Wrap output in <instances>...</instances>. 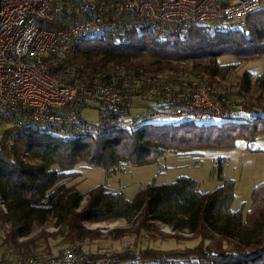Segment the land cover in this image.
<instances>
[{"label": "trees", "instance_id": "1", "mask_svg": "<svg viewBox=\"0 0 264 264\" xmlns=\"http://www.w3.org/2000/svg\"><path fill=\"white\" fill-rule=\"evenodd\" d=\"M97 2L106 7L108 0ZM99 16L100 28L83 37L70 55L55 59L54 75L85 87L113 84L133 100L156 101L157 107L149 108L154 112L178 106L161 99L159 90L164 86L176 94L195 82L205 83L216 103L233 109L221 124H197L191 119L151 124L128 110L115 113L98 107L102 120L93 125L81 118L80 107V121L71 129L31 122L17 126L9 122L16 123L21 114L7 116L0 145V249L12 251L18 261L59 254L76 245L80 261L75 264H264V182L254 187L245 215L232 209L235 192L230 179L211 192L199 191L197 181L189 177L171 183L153 181L133 199L103 184L83 195L70 183L83 164L112 175L157 164L168 154L231 148L237 137L254 142L264 132V73L237 76L236 92L227 91L220 80L230 81L239 65L264 56V7L242 21L215 25L155 26L122 13L115 17L108 7ZM79 18L74 0H55L43 26L65 30ZM222 58L229 62L218 64ZM152 90L157 92L154 98L148 97ZM50 219L54 231L45 227ZM119 219L130 221V226L104 235L87 227ZM36 226L41 228L38 233ZM143 233L153 241L195 244L140 249ZM126 236H134L135 247L110 257L83 254L79 247L86 241H119ZM56 241L62 247L57 253L50 247Z\"/></svg>", "mask_w": 264, "mask_h": 264}, {"label": "built area", "instance_id": "2", "mask_svg": "<svg viewBox=\"0 0 264 264\" xmlns=\"http://www.w3.org/2000/svg\"><path fill=\"white\" fill-rule=\"evenodd\" d=\"M54 1L1 0L0 145L9 115L21 114L19 121L9 122L17 126L31 122L71 129L80 121L77 109L89 104L115 113L131 111L133 97L113 84L85 87L53 74L55 59L70 55L83 37L100 28L99 11L104 8H110L115 17L122 13L155 26L177 27L194 22H238L263 7L262 0H108L106 7L97 0H74L80 18L65 30L51 31L44 28L43 22ZM217 63L221 64V59ZM171 91L164 86L159 93L164 102L177 103L176 115L188 114L199 119H227L230 115L228 107L213 100V91L205 83L195 82L176 94H170ZM156 95L155 90L148 93L151 98ZM166 116L170 113L139 114L140 119L151 121ZM79 251L71 245L59 254L19 260L17 264H75Z\"/></svg>", "mask_w": 264, "mask_h": 264}, {"label": "rangeland", "instance_id": "3", "mask_svg": "<svg viewBox=\"0 0 264 264\" xmlns=\"http://www.w3.org/2000/svg\"><path fill=\"white\" fill-rule=\"evenodd\" d=\"M262 2L264 4V0H262ZM221 61L229 62V58H222ZM246 72H252L256 75L263 74L264 56L258 60L244 62L242 65H239L238 70L230 81L228 80L227 82L221 78L220 81L224 87L227 88V91L230 90L236 92L239 87L237 83V76H241ZM217 96H219V94H215V97ZM228 98H231L235 102H239L240 100V98H236V100H234L231 95H228ZM155 107H157L156 101H141L140 98L134 99L131 113L136 116L140 113L149 112L151 111L149 108L153 109ZM228 108L233 109L231 106ZM80 112L81 118L86 123L98 125L102 120L103 115H101L100 108L96 105H86ZM165 113H170V116L152 121L141 120V122L151 124H178L189 119L194 120L197 124H221L224 122V119L221 118L197 119L188 114L176 115L174 114L175 110L173 108L169 109V111ZM84 165L85 164L76 168L79 175L70 181L71 184H76L78 190L83 195L89 193L96 186L103 184L109 190L115 193L123 192L126 197L133 199L140 190L153 181L158 184L171 183L175 182L179 177L192 178L197 181L199 191L211 192L222 185L224 180L230 179L234 181L235 192L232 209L241 210L245 215L251 205V196L254 187L264 182V132H261L256 137L254 142H249L244 137H237L235 145L231 148H208L199 152L186 154H168L167 157H163L157 164L137 168L131 167L127 168L125 171L113 173L112 175H108L106 170L102 168H87ZM220 174H222L223 180L220 179ZM85 202L86 201L84 200V203ZM130 224L131 222L128 220L119 219L112 222L95 224L89 223L87 227L89 229L101 230L104 235L109 230L114 228H126L129 227ZM45 227L48 231H54V220L50 219L46 223ZM40 229V227L36 226L35 233H38ZM162 231L171 233V230L166 227H163ZM1 240L0 235V241ZM56 242L57 243L54 248H57L58 251H60L62 247H58L57 244L59 241ZM135 242L134 236H126L119 241L103 238L96 241H86L79 247L81 248L83 254L91 255L105 253L108 257H110L112 252L135 247ZM194 244L195 242H177L173 239L169 241L166 240V242H162L161 240L153 241L151 240L150 235L143 233L141 240L138 242V247L140 249L155 248L164 250L176 247H189ZM41 250L42 248L39 249V251ZM58 251H55V253ZM12 255L15 256L12 251H7L6 248H1L0 264H16L17 262H15V260H18L16 256L10 259ZM79 261L80 258L78 259V262Z\"/></svg>", "mask_w": 264, "mask_h": 264}, {"label": "crops", "instance_id": "4", "mask_svg": "<svg viewBox=\"0 0 264 264\" xmlns=\"http://www.w3.org/2000/svg\"><path fill=\"white\" fill-rule=\"evenodd\" d=\"M263 5H264V4H263ZM55 245H56V243H51V246H50V247L52 248V251H53V252L58 251L57 248H54ZM12 257L14 258L15 256L12 255V256L10 257V259H12ZM15 262L18 263V261H16V260H15ZM17 263H16V264H17Z\"/></svg>", "mask_w": 264, "mask_h": 264}, {"label": "water", "instance_id": "5", "mask_svg": "<svg viewBox=\"0 0 264 264\" xmlns=\"http://www.w3.org/2000/svg\"><path fill=\"white\" fill-rule=\"evenodd\" d=\"M0 7H1V0H0Z\"/></svg>", "mask_w": 264, "mask_h": 264}]
</instances>
